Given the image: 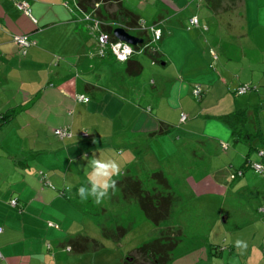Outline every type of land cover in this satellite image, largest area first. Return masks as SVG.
<instances>
[{"label":"crops","instance_id":"obj_1","mask_svg":"<svg viewBox=\"0 0 264 264\" xmlns=\"http://www.w3.org/2000/svg\"><path fill=\"white\" fill-rule=\"evenodd\" d=\"M21 1L32 17L17 8ZM120 1L163 31L151 44L158 61L147 51L138 52L145 60L134 55L143 66L138 76L110 52L99 56L98 31L84 19L95 14L103 30L117 21ZM129 29L136 35L138 22ZM15 34L29 36L26 53ZM245 84L251 90L238 93ZM236 111L247 113L251 140L236 142L222 121ZM212 119L218 125L206 130ZM57 128L71 136L58 137ZM220 135L233 139L236 157L237 143L264 150V0H102L87 12L78 0H0V264H86L87 239L103 234L77 194L91 171L84 154L117 161L118 182L157 170L169 178L165 169L183 147L195 157L185 178L192 194L225 198ZM216 140L219 151L206 148ZM178 232L170 234L168 264H264V234L257 250L250 244L242 252L236 241L247 243L245 234L212 231L193 240Z\"/></svg>","mask_w":264,"mask_h":264},{"label":"rangeland","instance_id":"obj_2","mask_svg":"<svg viewBox=\"0 0 264 264\" xmlns=\"http://www.w3.org/2000/svg\"><path fill=\"white\" fill-rule=\"evenodd\" d=\"M128 3L129 0H126V4ZM135 56L140 57L142 60L148 57L144 52L137 53ZM214 121L218 120H210V122L207 123L206 130H209L211 125H218ZM217 140L212 141L211 144H209L210 147L206 145V148L209 149L214 146V149L216 150L217 148L219 151L218 142H220L221 155L219 160L221 161V165L227 164V166L226 168L222 167L218 175L221 181L225 182V184L227 183V188L230 189V193H228L225 198L215 195L204 196L203 198L194 196L187 186L185 178L188 173L187 166H189V169L191 168L192 164L190 160L195 159V157L192 155V152L185 157L183 152L186 153V151L182 147L179 151L182 152L184 157L179 154L180 152L175 154L168 163V168L170 170L165 169L168 176H170L168 179L171 184V190L176 194L178 200H176L173 206L169 221L163 224L166 227L174 226L176 229L179 228L185 236L193 240L196 235L209 234L212 231H232L236 235H241L242 238H244L245 234V238L248 239L246 248L252 246L253 250H257L260 235L264 234L262 233L264 231V175L258 174L253 169L244 167L243 165L247 159L253 162L262 161L261 159L263 158L259 152L262 150H251L250 143H237L236 146L239 147L238 152H240L241 155L236 157L233 151L235 143L232 138L220 135V139ZM188 141L190 144L194 143L196 147L199 146L198 143L197 145L195 144L194 140L190 139ZM261 142L264 145V140H260L258 146H261ZM223 144H225V147ZM181 158L186 159L187 164L184 162V164L181 163V165L177 166L176 161L181 160ZM208 158L206 154V160ZM204 166L205 164L203 163L200 168H204ZM214 168H216V164H214ZM240 169H243L244 174L233 178V172ZM195 175H198V173ZM121 197L119 198L121 200L119 204H123L119 205L115 203L114 201H116L117 198H113V193L110 190L109 196L106 197L101 204H96L91 198L86 202H89L91 207L105 206L109 210L108 215L110 214L111 217L114 216L118 218V224L124 225L125 227L129 226L130 228L128 232L124 236H120L119 239L107 240L102 237L103 235L101 234L98 239L94 237L98 243V247L95 249L93 248L94 245L90 243L89 249L85 252V254L89 255L86 264L91 263L92 260L90 257H95L96 261H99V263L128 264L132 261L130 259L133 258V256L136 258V261H138L137 264H142V258H139L138 253H135L138 247L159 236L157 227L151 220L146 218L143 211L136 207V205H130V207L125 208V210H121L125 211L122 214L117 212L119 207H126V203L123 199L124 197ZM110 211L113 214H111ZM250 244L252 245L250 246ZM260 252L263 254L262 251ZM257 253L259 254V252ZM73 254L76 253L74 252ZM254 257L255 254L252 256L253 261L255 259Z\"/></svg>","mask_w":264,"mask_h":264},{"label":"trees","instance_id":"obj_3","mask_svg":"<svg viewBox=\"0 0 264 264\" xmlns=\"http://www.w3.org/2000/svg\"><path fill=\"white\" fill-rule=\"evenodd\" d=\"M100 1L102 0H78V5L85 12H87L95 6L96 2ZM118 6L119 9L114 17L117 21L113 22L114 24L103 25V30L105 32H108L113 40L114 28L123 27L128 32H132L129 29V26H135L139 20L138 16L130 11L127 7H125L121 1ZM136 36L144 39V43L137 45L135 47L136 49H140L141 47L146 45L147 42H149V37L145 36L144 32L136 31ZM149 50L150 51L147 50V52L152 57V59L158 61L159 56L157 55V53H153L152 49ZM126 70L130 76H138L142 73L143 66L134 56L127 61ZM247 117L248 115L245 111H236L234 113H229L221 117L222 121L230 127L232 135L234 136L236 142L241 140L242 138L248 140H251L253 138V136L246 128ZM244 167H246V163L244 164ZM116 186L117 190L115 191V194H113V198H117V200L114 202L119 204L121 201L119 198L122 195V197H124V202L126 203V207H119L117 212H120L122 214L125 211L121 210H125V208L130 207V205H136V207L143 211L146 218L151 220L157 227L159 236L138 247L137 253L142 257L151 259L150 264L167 263L169 261V249L174 245V243L171 241L170 234L174 233V231H179L178 233L181 232L179 228L176 229V227L174 226L166 227L163 224L169 221L173 206L176 200H178L176 194L171 190L169 179L162 171H153L148 173L145 177H124L120 181L116 182ZM87 204H89V202ZM122 204L123 203L119 205ZM88 206L89 207L87 208V213L90 214V216L95 220L96 224L100 227L102 234L106 239H119L120 236H124L130 229L129 226L125 227L124 225L118 224V218H115L114 216L111 217L110 214L108 215L109 210L105 206ZM111 214L113 213L111 212ZM90 243L94 245L93 248L96 249L98 247V243L96 242V240L87 239L86 250L89 249V245H91ZM128 264H137L136 258L133 257L132 261H130Z\"/></svg>","mask_w":264,"mask_h":264},{"label":"built area","instance_id":"obj_4","mask_svg":"<svg viewBox=\"0 0 264 264\" xmlns=\"http://www.w3.org/2000/svg\"><path fill=\"white\" fill-rule=\"evenodd\" d=\"M17 8L27 14L28 16L32 17L31 13V8L30 5L27 1H21L17 3ZM86 21L90 22L93 29L98 31L97 35V47H98V54L101 57H104L107 52H110L113 54V56L121 62H126L129 59H131L136 53L140 51H147L149 49H152V42H158L161 40L163 31L162 28L159 26V24H148L144 19H139L138 20V29L144 33H151L152 34V39L150 42H147L146 45L141 47L140 49H136L134 45L119 40L115 35H114V40L111 37V35L108 32H105L102 30V22L101 20L93 13L90 14H85ZM191 24L194 26H199V18L197 16H193L191 18ZM114 34V33H113ZM14 42L18 45V47L21 48L23 53H26V50L28 47L31 45V40L27 34H15L13 36ZM216 57V56H215ZM217 58V57H216ZM251 90L250 85H242L238 88V93L244 94L247 93L248 91ZM203 93V88L200 86H196L193 89V95L196 98H200L201 94ZM79 100L87 102L88 98L84 97L83 95L79 97ZM188 118V115L183 113L181 115V121L185 122ZM55 134L60 137H70L71 136V131L68 128H57L54 130ZM83 136H87V132H82ZM225 147V144H223ZM260 154L262 155V161L260 162H253L251 160H246V167L253 169L256 173L258 174H263L264 175V150L259 151ZM243 169H240L236 172H233L232 177L235 178L236 176H242ZM12 204H16V200H12ZM1 231V229H0ZM1 257V254H0Z\"/></svg>","mask_w":264,"mask_h":264},{"label":"clouds","instance_id":"obj_5","mask_svg":"<svg viewBox=\"0 0 264 264\" xmlns=\"http://www.w3.org/2000/svg\"><path fill=\"white\" fill-rule=\"evenodd\" d=\"M81 159L87 161L86 167L91 171L88 174L87 184L81 185L77 194L83 201L91 198L96 204H101L109 196L110 190L113 194L117 190L116 181L112 177L120 174V165L112 159H101L95 153L91 157L84 154ZM236 245L242 252L247 247L246 243L240 240L236 241Z\"/></svg>","mask_w":264,"mask_h":264},{"label":"water","instance_id":"obj_6","mask_svg":"<svg viewBox=\"0 0 264 264\" xmlns=\"http://www.w3.org/2000/svg\"><path fill=\"white\" fill-rule=\"evenodd\" d=\"M114 35L122 41L128 42L134 46L144 43V39L131 34L123 27H116L113 31Z\"/></svg>","mask_w":264,"mask_h":264}]
</instances>
